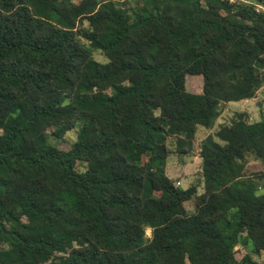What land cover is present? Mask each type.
<instances>
[{
    "label": "trees",
    "instance_id": "trees-1",
    "mask_svg": "<svg viewBox=\"0 0 264 264\" xmlns=\"http://www.w3.org/2000/svg\"><path fill=\"white\" fill-rule=\"evenodd\" d=\"M262 86L252 2L0 0V264H260L264 118L202 138L184 187L166 164Z\"/></svg>",
    "mask_w": 264,
    "mask_h": 264
},
{
    "label": "rangeland",
    "instance_id": "rangeland-1",
    "mask_svg": "<svg viewBox=\"0 0 264 264\" xmlns=\"http://www.w3.org/2000/svg\"><path fill=\"white\" fill-rule=\"evenodd\" d=\"M252 3L264 5V0H248ZM95 58L99 61H104V57L101 53L95 52ZM202 85V79L200 75L185 76V88L190 92H200ZM236 111H245L250 121H255L260 118H264V86H262L257 92L256 96L251 99H242L238 101L222 102L220 104V113L215 121V124L211 129L198 126L195 133V149L193 152L187 154L178 155L174 150L173 140L169 142V158L166 164V174L174 180L175 185L184 187L191 182L196 181L199 178L200 171V158L198 156L199 142L208 133H212L217 129L221 123H227L231 116ZM76 129H70L66 131L63 139H56L49 137V141L55 144L59 148H67L69 144L75 139ZM251 169H260L261 165L256 161L249 163ZM177 181L179 183L177 184ZM200 190V187H199ZM146 234L149 235L147 229ZM235 255L240 258L244 252L241 246H236ZM256 261L260 264H264V251L260 256H254Z\"/></svg>",
    "mask_w": 264,
    "mask_h": 264
},
{
    "label": "built area",
    "instance_id": "built-area-1",
    "mask_svg": "<svg viewBox=\"0 0 264 264\" xmlns=\"http://www.w3.org/2000/svg\"><path fill=\"white\" fill-rule=\"evenodd\" d=\"M230 2H243V3H250V1L248 0H228ZM254 6L255 11L257 12H262L264 14V5L261 4H256V3H252ZM179 183V181H177V184Z\"/></svg>",
    "mask_w": 264,
    "mask_h": 264
}]
</instances>
